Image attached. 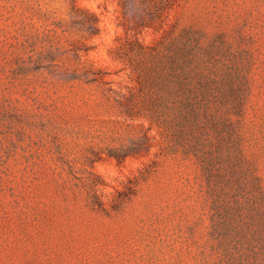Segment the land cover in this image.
Here are the masks:
<instances>
[{
  "label": "rangeland",
  "instance_id": "374dc122",
  "mask_svg": "<svg viewBox=\"0 0 264 264\" xmlns=\"http://www.w3.org/2000/svg\"><path fill=\"white\" fill-rule=\"evenodd\" d=\"M174 1L0 0V264H264V0Z\"/></svg>",
  "mask_w": 264,
  "mask_h": 264
},
{
  "label": "trees",
  "instance_id": "16d2710c",
  "mask_svg": "<svg viewBox=\"0 0 264 264\" xmlns=\"http://www.w3.org/2000/svg\"><path fill=\"white\" fill-rule=\"evenodd\" d=\"M72 1V9L70 18L73 24L76 28V34L78 36V39L76 41V45L73 48V51L78 53L88 52L90 50L89 46L87 45V42L90 41L91 38L94 36H97L100 33V26H99V20L97 16L85 9L78 8L76 5H74V0ZM141 5H144L145 7H149L150 4L153 5L154 8V21L155 22H146L142 25V27L147 28H160L165 20V16L171 9L174 0H139ZM149 12V11H148ZM87 75L91 79L88 80V83L91 82H98V83H104V79L102 77H97L93 72H87ZM129 154H117V158H125Z\"/></svg>",
  "mask_w": 264,
  "mask_h": 264
}]
</instances>
